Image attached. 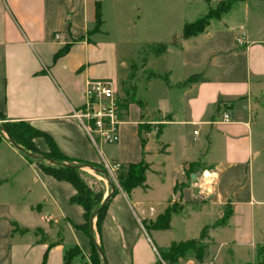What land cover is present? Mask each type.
<instances>
[{"label": "crops", "instance_id": "0c3cea01", "mask_svg": "<svg viewBox=\"0 0 264 264\" xmlns=\"http://www.w3.org/2000/svg\"><path fill=\"white\" fill-rule=\"evenodd\" d=\"M221 1L0 0V114L46 133L68 158L106 169L142 159L149 165L146 190L127 194L117 187L110 199L101 230L107 264H156L157 248L197 239L228 205L226 223L208 232L203 264L228 259V233L231 249L250 245V260L242 264L254 263L263 238L255 219L264 207V185H256L254 164L264 155V0H238L204 33L181 39L185 23ZM174 38L165 54L147 59V76L132 83L134 99H127L120 84L137 53ZM95 79L112 81L124 111L114 145L94 144L73 117ZM149 122L158 123L150 124L156 131L161 126L158 136L139 131ZM33 143L48 151L43 138ZM81 170L82 177L92 171ZM102 186L105 199L111 190L107 182ZM75 193L0 143V264H63L72 247L80 255L71 264H88L90 239L74 228L84 223V210L70 202ZM172 204L180 208L170 229L146 232L142 223ZM177 264L197 263L188 256Z\"/></svg>", "mask_w": 264, "mask_h": 264}, {"label": "trees", "instance_id": "16d2710c", "mask_svg": "<svg viewBox=\"0 0 264 264\" xmlns=\"http://www.w3.org/2000/svg\"><path fill=\"white\" fill-rule=\"evenodd\" d=\"M236 1L238 0L221 1L217 3L214 7H210L207 13L201 16L196 21L191 23H185L182 28L181 39L188 40L204 33L206 27L209 25V22L212 20H219L224 14L230 11L233 3H235ZM95 19L96 27H99L102 24L101 7L99 3H96ZM175 45V38L172 40L171 43H160L150 49L149 55L153 57H160L166 53L168 47ZM66 52L67 48L60 50L55 55V58L62 56ZM146 60L147 59L143 60V66L146 63ZM130 99H134V94H132V97H130ZM148 129L149 127H147V125H139L140 132H142L143 130L147 131ZM2 131L5 132L8 137L13 139L16 144L21 146L27 152L44 159V161H35L31 158L24 156L28 161L35 163L44 174L49 175L58 181L67 182L75 189L76 193L70 199V202L72 204H76L82 207V209L84 210V223L82 225H74V228L82 231L90 239L91 252L89 256V264H104L100 254L97 251L95 240H97V236L98 245L104 255L101 230L110 199L117 194V187H119L123 192L127 194H129L132 190L136 188L146 190V173L149 170V165L144 161V159H142V161H140L139 163H131L125 166L118 165L117 186H115V189L110 194L107 202L95 215L93 223L94 230L93 234H91V215L102 204L104 200V191H102L101 193H93L90 186L84 181L82 177L83 171L81 170L82 168H80L79 166H92L103 171H107V169L103 166L86 163L64 156L58 150L49 135L34 129L26 122L8 121L3 125ZM160 131L161 126H159L158 128L156 136L160 134ZM35 138H43L46 141L48 145L47 152H41L35 147L33 143V140ZM140 140L142 148H144L146 142L142 138ZM49 161H53L60 164H67L72 167H62L50 163ZM179 208L180 207H178L177 205H171L167 207L161 214L156 217L154 221H144L142 223L144 229L146 230V232L169 230L172 214L177 212ZM224 211L225 212L223 213V216L219 221H217L213 225L203 227L197 239H192L184 242H174L171 243V245L165 249L157 248L160 260L156 264H177L180 259L186 258L189 253L193 255L197 264H203L204 258L207 254V244L204 242L205 240H208L209 230L213 227L224 225L227 219L232 214V210L229 205L228 208H226ZM78 255H80V250L77 247H72L66 250L63 257V264H71L72 260Z\"/></svg>", "mask_w": 264, "mask_h": 264}, {"label": "built area", "instance_id": "2783aa9c", "mask_svg": "<svg viewBox=\"0 0 264 264\" xmlns=\"http://www.w3.org/2000/svg\"><path fill=\"white\" fill-rule=\"evenodd\" d=\"M55 39H60V36L56 34ZM242 40V37L236 38V42L240 45L243 43ZM84 97V104L79 110L73 112V117L94 144L98 143L97 140L105 145L118 143L125 116L112 81L108 79L89 81ZM221 121L223 123L230 121L228 113L223 114ZM108 167V172L113 176L112 173L118 169V165Z\"/></svg>", "mask_w": 264, "mask_h": 264}, {"label": "rangeland", "instance_id": "374dc122", "mask_svg": "<svg viewBox=\"0 0 264 264\" xmlns=\"http://www.w3.org/2000/svg\"><path fill=\"white\" fill-rule=\"evenodd\" d=\"M212 22H214V20H212ZM175 41H177V38L175 39ZM151 48L152 47H150V46L143 47L137 53L138 62H136L134 67H131L130 69H128V72H127L128 74L126 76L127 77L126 80L120 84V91L122 93H126L127 99L130 98L129 95L132 93V86H133L132 83H134L135 81H138V80H143L144 77L147 76L146 71H144V69H142L144 67L142 65V62H143V60L151 57L149 55ZM142 95L144 96V93ZM7 122L8 121L0 115V143H9L8 138H7V134L2 131L3 125ZM146 124H147V127H149V129L145 132V136L147 135V132H149L148 134H153V133L156 134L157 131L154 128L155 127L153 125L154 123L149 122ZM150 124L152 126H154L152 129L150 127ZM152 140H154V137H152ZM97 142L99 143L98 140H97ZM259 144L261 145V148L264 147V143H259ZM18 153L21 154L20 152H18ZM5 156H8V155L6 154ZM257 163L254 164L255 181H256L257 186L260 184L261 185L260 187H263V185H264V155H262V157L258 160ZM111 166H113V165H111ZM89 173H90L89 174L90 176L89 175L84 176L83 179L90 186L93 193H97V192L101 193L102 191H104L102 183H103V185H106L105 180L102 179L101 182H99L98 180H96L95 176H91V175H96V174H94L92 171ZM112 175L113 176H111V181L117 186L118 170L116 169L112 173ZM97 177H99V176L97 175ZM172 205H175V204H172ZM261 211H262V213L260 214V216H256L255 227H256V229L260 228V231L263 235V238L261 241L257 242L255 247H254L255 260H254L253 264H264V207ZM232 239H233V235H230L228 233V259L222 256L223 257L221 259L222 264H242V263L248 262L250 260V256H251L250 245L247 243L246 244L242 243V244H238L233 249H231L230 246H232V243L230 241ZM225 251H227L226 246L223 248L222 252L225 253ZM188 256L194 258L191 253H189L187 255V257Z\"/></svg>", "mask_w": 264, "mask_h": 264}, {"label": "water", "instance_id": "95a60500", "mask_svg": "<svg viewBox=\"0 0 264 264\" xmlns=\"http://www.w3.org/2000/svg\"><path fill=\"white\" fill-rule=\"evenodd\" d=\"M8 141H9V144L15 149L17 150L18 152H20L22 155L28 157V158H31L35 161H44L43 158L41 157H38V156H35L29 152H27L25 149H23L21 146H19L18 144L15 143V141L13 139H11L10 137H8ZM50 163H53V164H56V165H59V166H62V167H72L70 165H67V164H60V163H56V162H53V161H49ZM80 168H88L92 171H94L95 173H99L105 180L106 182L108 183L109 187H110V190L111 192L109 193V195L107 197H105V199L103 200L102 204L100 205L99 208H97L93 214L91 215V219H90V229H91V234H93V220H94V217L95 215L100 211V209L103 207V205L107 202L110 194L114 191L115 189V184L111 181V175L110 173L107 171H103V170H100V169H97V168H94L92 166H87V165H82V166H79ZM193 179H194V176H193ZM95 245H96V248H97V251L98 253L100 254L101 258H102V261L104 264H107L106 263V260L104 258V255H103V252L102 250L100 249L98 243L96 242L95 240Z\"/></svg>", "mask_w": 264, "mask_h": 264}]
</instances>
